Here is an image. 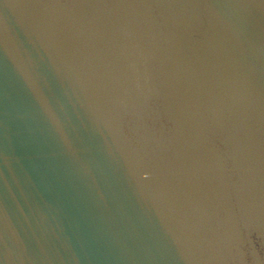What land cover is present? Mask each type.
Here are the masks:
<instances>
[{"label": "water", "instance_id": "95a60500", "mask_svg": "<svg viewBox=\"0 0 264 264\" xmlns=\"http://www.w3.org/2000/svg\"><path fill=\"white\" fill-rule=\"evenodd\" d=\"M0 264H264V0H0Z\"/></svg>", "mask_w": 264, "mask_h": 264}]
</instances>
